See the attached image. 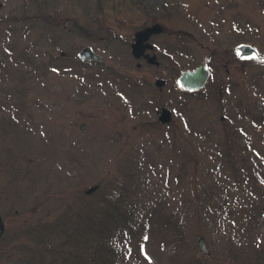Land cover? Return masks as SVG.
Segmentation results:
<instances>
[{
  "label": "rangeland",
  "instance_id": "rangeland-1",
  "mask_svg": "<svg viewBox=\"0 0 264 264\" xmlns=\"http://www.w3.org/2000/svg\"><path fill=\"white\" fill-rule=\"evenodd\" d=\"M98 1L0 0V264L110 206L138 211L132 264H264V0Z\"/></svg>",
  "mask_w": 264,
  "mask_h": 264
},
{
  "label": "trees",
  "instance_id": "trees-1",
  "mask_svg": "<svg viewBox=\"0 0 264 264\" xmlns=\"http://www.w3.org/2000/svg\"><path fill=\"white\" fill-rule=\"evenodd\" d=\"M94 4L97 10L101 2L94 0ZM123 198L120 196L117 204L126 200ZM115 208L118 207L110 206V210L91 223L88 221L90 216H83L81 212L74 227L69 220V211L63 214L64 217L60 216L58 223L67 229H63L65 238L57 245L48 241L42 249L50 255L47 264H132L131 236L136 229L138 211ZM83 221L87 226H80Z\"/></svg>",
  "mask_w": 264,
  "mask_h": 264
},
{
  "label": "water",
  "instance_id": "water-1",
  "mask_svg": "<svg viewBox=\"0 0 264 264\" xmlns=\"http://www.w3.org/2000/svg\"><path fill=\"white\" fill-rule=\"evenodd\" d=\"M153 33V30H146L144 32L138 33L136 36V42L134 48L132 49V53L135 57L139 56L145 48L151 49L150 44H145V40ZM256 49L249 45V44H238L236 47V52L238 57L240 58H248L250 56H253L256 51ZM77 57L80 60H86V61H96V62H102L104 59L101 55L95 53L90 46H85L79 50L77 53ZM209 76V70L204 64V62L198 63L196 67L190 70H181L176 78V86H178L181 90L187 91V92H196L200 91V89L205 85L207 78ZM155 87L158 89H161V87L164 84V80L162 79H156L154 81ZM166 113V112H165ZM163 114L166 116V114ZM223 117L221 116V120ZM97 186H93L89 189H87L84 193L90 194L91 192H94L96 190ZM1 217V216H0ZM4 225L2 222V218H0V238L3 235L4 232ZM197 240V246L198 249H200L204 254H208V249L206 247V244L204 242V239L200 236H196Z\"/></svg>",
  "mask_w": 264,
  "mask_h": 264
}]
</instances>
